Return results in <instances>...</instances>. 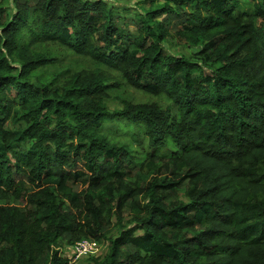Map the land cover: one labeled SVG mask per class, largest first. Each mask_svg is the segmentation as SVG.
Segmentation results:
<instances>
[{
  "label": "trees",
  "instance_id": "1",
  "mask_svg": "<svg viewBox=\"0 0 264 264\" xmlns=\"http://www.w3.org/2000/svg\"><path fill=\"white\" fill-rule=\"evenodd\" d=\"M148 1L0 0V264H264V0Z\"/></svg>",
  "mask_w": 264,
  "mask_h": 264
},
{
  "label": "rangeland",
  "instance_id": "2",
  "mask_svg": "<svg viewBox=\"0 0 264 264\" xmlns=\"http://www.w3.org/2000/svg\"><path fill=\"white\" fill-rule=\"evenodd\" d=\"M108 3H111L115 7L119 8H130V14L137 13L140 9L146 8L149 6L148 0H107ZM171 52L173 53H182L184 55H189L191 53L190 49L182 48V47H175L170 48ZM111 130L114 132L115 130L124 131V128H117L114 126L111 128ZM107 249V246L105 244H99V243H92V250L91 252L86 255L85 257H81L79 259H75L73 257V245H67L65 243L61 244L60 252L61 255H64L70 259V264H87L86 262L90 260L92 256H99L101 254H104Z\"/></svg>",
  "mask_w": 264,
  "mask_h": 264
},
{
  "label": "built area",
  "instance_id": "3",
  "mask_svg": "<svg viewBox=\"0 0 264 264\" xmlns=\"http://www.w3.org/2000/svg\"><path fill=\"white\" fill-rule=\"evenodd\" d=\"M92 243L93 242L89 240H81L76 242L73 245V257L75 259H79L88 255L92 250Z\"/></svg>",
  "mask_w": 264,
  "mask_h": 264
}]
</instances>
